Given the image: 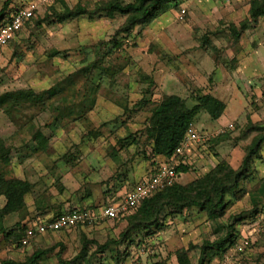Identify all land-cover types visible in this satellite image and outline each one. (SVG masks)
Instances as JSON below:
<instances>
[{
  "label": "rangeland",
  "instance_id": "rangeland-1",
  "mask_svg": "<svg viewBox=\"0 0 264 264\" xmlns=\"http://www.w3.org/2000/svg\"><path fill=\"white\" fill-rule=\"evenodd\" d=\"M26 1L0 0V11ZM108 1L68 0L55 11L43 6L0 53V141L11 159L0 170L32 185L24 209L4 217L14 233L0 234V264L24 261L39 249L49 250L39 264H264L262 232L244 252L236 251L264 218V145L224 209L165 210L160 226L127 238L128 219L121 217L19 245L22 224L46 216L44 210L119 202L150 176L159 157L153 160L146 127L166 95L181 96L188 107L203 94L227 104L219 119L205 110L196 117L193 125L210 138L183 157L190 170L177 178L182 184L223 160L238 168L258 134L250 127L264 122V16L239 38L231 29L247 20L251 0H179L129 31L126 15L98 11ZM78 4L88 13L58 20L56 14ZM54 87L59 91L51 96ZM130 134L138 143L122 146ZM44 136L46 149L39 144ZM5 203L0 195V210ZM82 252L86 258L77 259Z\"/></svg>",
  "mask_w": 264,
  "mask_h": 264
},
{
  "label": "trees",
  "instance_id": "trees-1",
  "mask_svg": "<svg viewBox=\"0 0 264 264\" xmlns=\"http://www.w3.org/2000/svg\"><path fill=\"white\" fill-rule=\"evenodd\" d=\"M68 0H61L59 3L66 5ZM179 0H110L105 2L99 9V12L106 11L110 14L119 13L127 16V27L125 31L138 24L147 23L156 17L167 12L171 7H177ZM57 3L48 7V10H54ZM11 10L6 12L5 9L0 11V25L10 16ZM88 13L81 5L70 9L68 6L62 14H56L59 21L63 22L70 17L79 16ZM264 16V0H251L249 17L243 21L241 28L232 26V31L239 38L241 31L246 30L248 23H257L260 17ZM34 19V18H33ZM32 19V20H33ZM29 23V22H28ZM27 23V24H28ZM95 65V64H94ZM88 73V70H84ZM57 88H51L48 94L55 95L58 93ZM40 101H45V94L38 96ZM95 99H92V105ZM227 104L212 94L198 95L197 103L193 107H188L186 100L179 95H166L159 102L150 118L146 127L147 139L151 142V154L154 157H165L171 159L177 147L183 141L188 128L194 123L196 117L203 110L207 111L213 119H219ZM251 131H256L258 134L246 148V154L238 168H234L229 162L223 160L218 165L205 174L188 184L176 182L173 185L167 186L159 192L143 199L140 204L132 211L119 216L118 218H127L129 227L127 232H123L124 237H128V232L134 233L141 230H149L153 226H160V218L163 211L181 212L186 208L199 207L203 210L208 209H224L228 204L226 196L229 192H233L240 188L241 183L250 174L253 163L256 159L262 156V147L264 145V122L256 126L250 127ZM139 138L130 134L125 140H120L122 146H130L138 143ZM47 138H41L39 144L41 148L46 149ZM117 157V153L114 154ZM179 164L177 165L178 177L187 173L190 170V164L184 161L183 157H178ZM154 160L153 165L156 167L157 161ZM9 151L4 148L0 141V166L9 165ZM155 170V168H154ZM151 171V174L153 171ZM150 174V175H151ZM177 177V178H178ZM32 185L29 180L15 177H8L6 172L0 170V195L5 196L6 203L1 208L0 218V234L5 237H13V231H8L4 217L11 213L21 211L26 206L25 196L30 193ZM109 203H113L109 202ZM264 219V218H263ZM30 225L29 220L22 224L23 236L27 227ZM79 227V226H78ZM77 228V227H76ZM68 230V229H67ZM22 234L15 237L20 246H23L21 239ZM231 236V235H230ZM232 236L223 239L218 243V249L223 251L225 245L231 240ZM103 247V246H101ZM107 247V246H104ZM49 250H36L32 255L28 256L24 261L18 260H3L1 264H39V262L48 254ZM86 258V252H82L77 259ZM88 264H92L88 261ZM159 264V263H156Z\"/></svg>",
  "mask_w": 264,
  "mask_h": 264
},
{
  "label": "built area",
  "instance_id": "built-area-1",
  "mask_svg": "<svg viewBox=\"0 0 264 264\" xmlns=\"http://www.w3.org/2000/svg\"><path fill=\"white\" fill-rule=\"evenodd\" d=\"M61 0H28L22 5L12 9L11 14L0 25V53L8 47L16 38L24 26L30 22L43 6H50L59 3ZM186 10L183 9L178 17L183 20ZM210 138L207 132H201L193 124L188 128L181 144L177 147L174 156L165 158L157 162L153 173L136 183L124 198L119 202H113L98 209L76 207L64 211L51 218H42L31 223L21 239L23 246H29L38 236L48 232H59L78 226H92L105 219H115L135 209L140 202L159 192L167 186L173 185L178 177L177 165L178 157H185L191 147L198 142L206 141ZM264 233V219L257 223L254 232L247 236L236 246L237 252H244L251 244V237L255 234Z\"/></svg>",
  "mask_w": 264,
  "mask_h": 264
},
{
  "label": "crops",
  "instance_id": "crops-1",
  "mask_svg": "<svg viewBox=\"0 0 264 264\" xmlns=\"http://www.w3.org/2000/svg\"><path fill=\"white\" fill-rule=\"evenodd\" d=\"M25 27V26H24ZM162 161L163 160V157H159L158 158V161ZM67 205V204H66ZM96 207V209H98V208H100V206L99 205H95ZM79 207V206H78ZM39 208H40V206H39ZM72 208H76V207H71V206H67V207H65V208H63V210H60V211H57L56 213L54 212V213H50V211H49V208L48 209H46V210H44V212H42V213H44L43 215H46V216H42V217H40L39 216V218H37L36 219V217L35 218H33V219H29V223L31 224V223H33V222H37L39 219H42V218H44V219H46V218H51V217H54V216H57V215H59L60 213H62V212H64V211H68V210H70V209H72ZM81 208H89V206L87 207V206H85V207H81ZM91 208V207H90ZM45 213H48V214H45ZM76 228V227H75ZM75 228H71V229H68V230H73V229H75ZM65 231V230H64ZM59 232H61V231H59ZM55 233H57V232H55ZM54 232H48L47 234H55ZM47 234H44V235H40V236H38L37 237V239L39 238V237H43V236H45V235H47ZM36 239V240H37Z\"/></svg>",
  "mask_w": 264,
  "mask_h": 264
}]
</instances>
